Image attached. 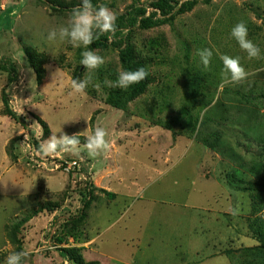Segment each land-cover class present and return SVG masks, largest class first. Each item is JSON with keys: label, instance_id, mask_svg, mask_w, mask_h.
Returning <instances> with one entry per match:
<instances>
[{"label": "rangeland", "instance_id": "rangeland-1", "mask_svg": "<svg viewBox=\"0 0 264 264\" xmlns=\"http://www.w3.org/2000/svg\"><path fill=\"white\" fill-rule=\"evenodd\" d=\"M153 1L92 3L108 7L117 18L141 7L148 16L154 11ZM70 14L52 10L45 0H0V59L10 58L18 72L16 82L8 86V74L0 70V264L20 251L27 253L23 264H70L60 254L70 248H76L85 263L212 264L223 256L232 264L237 251L259 244L249 228L254 215L248 193L239 191L228 175L252 182L254 178L240 165L264 161L257 145L242 139L236 130L231 134L229 128L259 132L264 128V101L260 99L264 0H212L210 4L201 0L191 11L159 27L124 30L123 39L130 37L149 78L146 92L129 102L126 110L105 103L109 92L118 89L114 86L118 72L125 71L121 49L113 46L93 50L105 62L93 74L85 94L72 93L71 81L82 80L86 74L80 63L85 49L69 43L57 47L46 41L49 31L67 26ZM241 21L247 26L248 39L261 50L259 59L249 60L230 35ZM126 46L123 43L122 49ZM25 48L46 70L41 85ZM202 48L213 50L209 71L200 65L197 52ZM220 55L239 57L247 78L221 87ZM195 75L211 85L213 102L201 117L218 103L214 111L221 110L230 119L228 127L219 128L225 134L220 147L227 153L224 156L203 146L189 129L180 134V124L176 135L155 126L188 119L181 110L187 103L185 85ZM4 91L19 121L4 113ZM241 91L255 93L252 105L236 95ZM191 111L195 115V109ZM252 117H260L258 128ZM39 118L47 124L48 134ZM37 123L42 127L39 137L31 130ZM98 124L107 129L112 144L107 156L98 161L83 151L81 157L37 154L35 143L49 139L52 131L58 137L87 129L92 134ZM209 125L218 128L217 121ZM202 130L212 134L210 127ZM13 139L17 141L12 143ZM80 139L83 149L86 137ZM24 144L20 150L18 145ZM71 161L81 166L69 173L62 165ZM91 184L117 196L110 199L94 190L95 200L81 222L76 217ZM55 206L59 207L56 211L46 210ZM198 215L207 218L198 219ZM22 220L27 222L19 233L15 229ZM13 236L19 238L18 243Z\"/></svg>", "mask_w": 264, "mask_h": 264}, {"label": "trees", "instance_id": "trees-1", "mask_svg": "<svg viewBox=\"0 0 264 264\" xmlns=\"http://www.w3.org/2000/svg\"><path fill=\"white\" fill-rule=\"evenodd\" d=\"M46 3L50 6V8L54 11H72L75 7L78 6V4L74 3H67V2H61L57 0H45ZM201 0H154L150 7L154 10L151 14L146 16L147 11L143 7L141 8H134L132 11H130L127 14L121 15L117 17L116 21V32L114 37L109 40L107 38V35L100 37V39L95 40L93 44L90 46L91 50H97V49H105L109 46H113L115 48L121 49L120 51V61L125 71L127 70H135L138 68H145L144 62L137 56L134 46L132 45V41L129 36H127L126 41L122 37L124 30H127L129 28H135L139 27L142 29H150L159 27L161 25H164L170 21H172L176 16L185 14L189 11H191L194 7H196ZM206 4H210L212 0H203ZM129 15V17L127 16ZM123 43H126V48H123ZM25 53L28 57V61L30 63L31 68L36 74L37 83L41 85L43 83V80L45 78L46 70L42 66V64L38 61L36 57L31 53V51L27 48H25ZM8 61V62H6ZM0 70L3 72H6L8 74L7 78V85L11 86L13 85L18 76V72L16 70V67L14 64L8 59H0ZM76 80V79H75ZM205 79L204 77L200 75H195V77L192 78L189 85L186 86V100L187 103L182 107V114L187 115L188 119L182 120L181 118L169 120L167 122H158L155 123V126H160L165 130L171 131L173 134L176 133V125L180 124L181 127L180 134L185 135L181 132H183L186 129H189V133L192 134V136L196 135V139L198 142L203 144L208 149H212L219 153L220 155L224 156L227 153L220 149L221 144L224 142V136L225 134L222 132L226 127L227 123L230 122V119L226 117L225 114L222 113L221 110L218 111V115L216 111L218 108V103L215 104V107H210L209 110L206 111L205 115L203 117L202 113L204 110H206L209 106H211L213 100L210 99L211 97V85H205ZM149 86V78H147L143 81H141L139 84L133 85L127 90L118 88L113 89L109 92L105 99V103L113 108H116L118 110H126L129 102L135 100L136 98L143 95ZM228 89H226L227 91ZM261 90V89H260ZM260 99L264 101V88L262 91H260ZM236 95L240 96L243 101L246 102L248 105H252L255 101L254 95L255 93L251 94L248 92H237ZM3 105H4V113L9 116L10 118L19 121L20 117L17 115V113L14 111V109L11 107L10 100L8 98V95L6 91L3 92L2 97ZM195 109V115L192 114V111ZM226 111V110H224ZM214 116V117H213ZM223 117V118H221ZM40 123H42V126L44 127V131L48 134L49 128L45 122H43L40 118ZM252 120L255 121V125H257L256 128H258L262 122H260V117H252ZM217 121L218 128L214 126H210L211 122ZM200 125V126H199ZM223 125L222 130H219V128ZM199 126V127H198ZM204 126L210 127L212 130V134L206 135V133L203 134L202 129H204ZM231 134H235V131L242 136V139L249 141L250 144L257 145L259 149L261 150L262 157L264 158V128L261 132L258 130H251L246 131L242 130L240 131V128L238 127H229ZM255 128V129H256ZM239 130V131H238ZM189 135V134H188ZM206 135V136H205ZM17 139H13L12 143L16 142ZM38 143H35V149L37 150ZM11 157L15 160L17 159V156L14 153H10ZM239 156V155H235ZM232 159V157L230 158ZM233 160V159H232ZM241 168L245 169V172H247L249 175H251L254 178V181L252 182H244L243 180L237 179L234 176L228 175V179L231 180V182L235 185H237V188L239 191H243L248 193L249 199H250V207L252 209V213L254 215V218L251 219V222L249 223V228H251L252 232L255 235V238L258 245L246 247L241 249L240 251H237L238 255L237 258L231 257L232 264H264V215L262 213L264 212V161H259L255 164H248L242 163L240 165ZM73 172V171H72ZM91 188L87 189V195L88 199L86 198L83 201V206L76 217L78 221H84L88 216V208L90 207L91 203L95 200L94 196V190L100 191L103 194H105L108 198L114 199L117 195L116 193H113L111 191H107L105 189L97 188L96 186L89 185ZM216 203V202H215ZM59 207H48L46 210L48 211H56ZM27 221L22 220L18 222L16 225V231L19 230L20 233V227L21 225L25 224ZM14 240H16V243L19 242V238L17 236H13ZM21 243V241H20ZM77 249L76 248H70V249H62L60 250V254L62 257L67 258L69 263L72 262L74 264H98L97 262H89L85 263L81 257L77 256ZM237 259V261H236Z\"/></svg>", "mask_w": 264, "mask_h": 264}, {"label": "clouds", "instance_id": "clouds-1", "mask_svg": "<svg viewBox=\"0 0 264 264\" xmlns=\"http://www.w3.org/2000/svg\"><path fill=\"white\" fill-rule=\"evenodd\" d=\"M116 16L104 5L93 6L92 0H81L79 6L72 9L67 26L60 27L58 30L52 29L46 36V41L50 45L59 47L64 43H69L73 48L85 49L81 53V65L86 69L85 77L82 80H72L71 89L73 94H85L86 89L93 83V74L104 64V58L97 55L90 46L95 40L107 35L111 40L116 28ZM231 37L237 42L240 49L247 54L249 60L259 59L261 50L251 40L248 39V29L244 22H238L231 30ZM200 65L204 71H209L213 58V50L202 48L197 52ZM222 62L221 70V87L225 84H239L244 81L248 73L241 65L239 57L229 55H220ZM148 72L141 67L135 70L119 71L114 86L127 90L133 85L139 84L145 80ZM40 129V131H37ZM31 130L37 137L42 134L40 124H33ZM52 135L47 140H41L37 148V154L43 157L59 156L61 154H71L81 157L82 151L86 153L87 158L92 161H98L100 158L107 156L111 151L112 144L107 129L100 124L95 127L92 134H88V129L84 132L73 134L66 133ZM80 137H86L81 149ZM23 150L25 144L20 146ZM27 253L24 251L14 252L7 256L5 264H23ZM212 264H228L227 257H217Z\"/></svg>", "mask_w": 264, "mask_h": 264}, {"label": "built area", "instance_id": "built-area-1", "mask_svg": "<svg viewBox=\"0 0 264 264\" xmlns=\"http://www.w3.org/2000/svg\"><path fill=\"white\" fill-rule=\"evenodd\" d=\"M81 166V164L78 161H71V162H66V164H63V170L67 171V172H72L76 169H80L79 167Z\"/></svg>", "mask_w": 264, "mask_h": 264}, {"label": "crops", "instance_id": "crops-1", "mask_svg": "<svg viewBox=\"0 0 264 264\" xmlns=\"http://www.w3.org/2000/svg\"><path fill=\"white\" fill-rule=\"evenodd\" d=\"M103 186H104V185H103ZM103 188H105V187H103ZM103 188H100V189H103ZM105 190L108 191V189H105ZM111 192H112V191H111ZM200 217L207 218V217H205V216H199V215L197 216L198 219H200ZM211 217H212V216H210V218H211ZM201 221H202V223H204L203 220H201Z\"/></svg>", "mask_w": 264, "mask_h": 264}]
</instances>
